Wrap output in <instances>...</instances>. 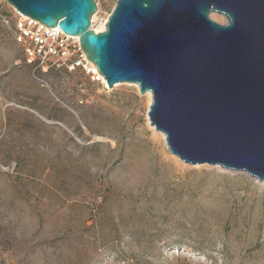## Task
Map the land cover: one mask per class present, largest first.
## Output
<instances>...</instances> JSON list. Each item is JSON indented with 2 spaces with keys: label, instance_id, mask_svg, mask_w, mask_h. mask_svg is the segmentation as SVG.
Wrapping results in <instances>:
<instances>
[{
  "label": "rangeland",
  "instance_id": "374dc122",
  "mask_svg": "<svg viewBox=\"0 0 264 264\" xmlns=\"http://www.w3.org/2000/svg\"><path fill=\"white\" fill-rule=\"evenodd\" d=\"M14 20L0 0V264H264V181L171 154L136 83L33 69Z\"/></svg>",
  "mask_w": 264,
  "mask_h": 264
},
{
  "label": "water",
  "instance_id": "95a60500",
  "mask_svg": "<svg viewBox=\"0 0 264 264\" xmlns=\"http://www.w3.org/2000/svg\"><path fill=\"white\" fill-rule=\"evenodd\" d=\"M4 1L78 37L108 87L150 92V125L181 161L264 181V0H117L102 32L90 25L93 0Z\"/></svg>",
  "mask_w": 264,
  "mask_h": 264
},
{
  "label": "built area",
  "instance_id": "2783aa9c",
  "mask_svg": "<svg viewBox=\"0 0 264 264\" xmlns=\"http://www.w3.org/2000/svg\"><path fill=\"white\" fill-rule=\"evenodd\" d=\"M14 35L25 62L33 69L63 67L68 71L81 70L95 80L101 78L87 60L78 39L64 34L58 27H48L15 11Z\"/></svg>",
  "mask_w": 264,
  "mask_h": 264
},
{
  "label": "clouds",
  "instance_id": "9594fccd",
  "mask_svg": "<svg viewBox=\"0 0 264 264\" xmlns=\"http://www.w3.org/2000/svg\"><path fill=\"white\" fill-rule=\"evenodd\" d=\"M212 17L218 19L222 27H230L232 24L231 15L226 11L213 10Z\"/></svg>",
  "mask_w": 264,
  "mask_h": 264
},
{
  "label": "bare ground",
  "instance_id": "6f19581e",
  "mask_svg": "<svg viewBox=\"0 0 264 264\" xmlns=\"http://www.w3.org/2000/svg\"><path fill=\"white\" fill-rule=\"evenodd\" d=\"M104 27V26H103ZM95 32H99V30H96L94 27L92 28ZM73 38H75V39H77V37H73ZM90 62V61H89ZM90 64L91 65H93L91 62H90ZM94 66V70H96V68H95V65H93ZM106 83V82H105ZM148 94L150 93V92H147ZM156 131V130H155ZM156 133L157 134H161L163 137H164V135L162 134V133H160V132H158V131H156ZM155 138H157L158 139V141H159V137L158 136H155Z\"/></svg>",
  "mask_w": 264,
  "mask_h": 264
}]
</instances>
